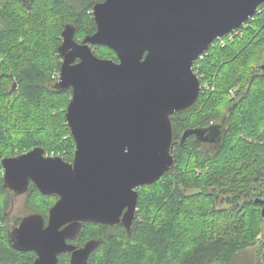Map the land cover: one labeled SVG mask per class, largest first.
Listing matches in <instances>:
<instances>
[{"label":"trees","instance_id":"16d2710c","mask_svg":"<svg viewBox=\"0 0 264 264\" xmlns=\"http://www.w3.org/2000/svg\"><path fill=\"white\" fill-rule=\"evenodd\" d=\"M101 1L0 0V160L35 146L72 157L74 140L65 118L71 88L55 87L53 74L61 65L57 47L67 23L75 26L78 41L95 31L92 8ZM237 29L240 37L223 46L215 40L196 62L199 97L170 116L174 163L138 189L130 231L122 224H83L75 241L100 239L86 264H234L237 252L255 240L259 221L264 234L261 204L255 202L264 198V68L258 67L264 54V2ZM93 52L117 60L106 46H94ZM237 84L241 87L232 96ZM224 113L217 142L193 135L180 142L185 129L204 128ZM5 192L0 164V264H31L33 252L18 251L7 241ZM55 198L32 185L26 205L46 218ZM57 264H69L68 253L60 254Z\"/></svg>","mask_w":264,"mask_h":264},{"label":"water","instance_id":"95a60500","mask_svg":"<svg viewBox=\"0 0 264 264\" xmlns=\"http://www.w3.org/2000/svg\"><path fill=\"white\" fill-rule=\"evenodd\" d=\"M263 2L104 0L92 8L93 33L78 41L75 26L65 24L55 87L71 88L65 118L73 159L46 156L41 146L1 158L3 186L19 194L32 180L42 194L58 196L46 221L32 213L9 231L10 246L35 253L31 264H57L62 253H69V264H86L100 239L81 246L67 241L84 223H120L129 232L138 189L174 163L171 114L194 105L201 92L193 61L251 19ZM98 45L114 51L117 60L97 56ZM219 131L220 125L187 128L180 142L188 135L216 142ZM255 202L264 217V198Z\"/></svg>","mask_w":264,"mask_h":264},{"label":"rangeland","instance_id":"374dc122","mask_svg":"<svg viewBox=\"0 0 264 264\" xmlns=\"http://www.w3.org/2000/svg\"><path fill=\"white\" fill-rule=\"evenodd\" d=\"M241 35H242V33L238 30V32L234 35V39L236 36L240 37ZM255 38L257 39V36ZM253 40L254 39H252V41ZM259 41H262V40L259 39ZM240 49H241V45L237 49V52ZM252 49H253L252 47L249 48V50H250L249 52H251V59H253L256 56L255 51H253ZM199 68H201V63L199 64ZM57 72H59V70H57ZM205 84L207 86H209L208 82H205ZM240 87H241L240 84H237L235 89L238 90ZM201 89H202V87H201ZM226 116H227V114H226ZM44 154L48 155V153H46V152H44ZM49 155H54V154H53V152H51ZM55 155L60 156L64 159V157L62 155H60V153L55 154ZM12 156H14V155H12ZM8 157H10V156H8ZM68 159H64V160L71 162L72 157L69 160ZM2 178H3V171H2ZM262 188L264 189V184H263ZM5 198H7V199H5L7 201V205L4 207L3 212L8 211V208H9V196L7 195V196H5ZM30 212H31V210L28 209L24 204V196L22 195V196L16 197L13 201L12 212L8 218L9 222H7L6 220L3 221V224H2L3 227L10 228V223L15 218H17V217L20 218V217H22V216H24ZM46 219H47V216H46ZM258 221H259L258 219H254V222H258ZM259 225H260V230L255 235V237H254L255 240H253L252 244L246 245V247H244L242 250L237 252V254L234 258V264H264V234L262 232L263 223H261L259 221ZM240 239H242V236H240Z\"/></svg>","mask_w":264,"mask_h":264},{"label":"flooded vegetation","instance_id":"af4514ba","mask_svg":"<svg viewBox=\"0 0 264 264\" xmlns=\"http://www.w3.org/2000/svg\"><path fill=\"white\" fill-rule=\"evenodd\" d=\"M80 41V40H79ZM262 61H261V63H259L258 64V67H260V68H264V54H263V58L261 59ZM77 61V60H76ZM236 89L235 88H233V89H230V94L233 96L234 95V91H235ZM225 117H226V114L224 113V116L223 117H221L222 119L220 120V121H218V122H214V123H211V124H209L208 126H206V127H204V128H214V127H216L217 125H220V131H219V135L217 136L218 137V140L221 138V136L223 135V132H224V129H225ZM222 126V127H221ZM209 131L207 130L206 131V133H208ZM194 137H196L195 135H193ZM216 137V138H217ZM216 138H214V140L216 139ZM217 140V141H218ZM216 141V142H217ZM211 143H214V142H211ZM74 152V151H73ZM16 155H18V154H16ZM16 155H14V156H16ZM44 155H46V154H44ZM46 156H57V155H46ZM11 157V156H10ZM72 159H73V153H72ZM72 161V160H71ZM3 171V170H2ZM33 185V187H35L38 191H39V189L37 188V186L32 182V180H29V183H28V187H27V189H26V191H24L23 193H19V194H16L15 192V190L14 189H12V188H8V187H5V186H3L4 188H5V193L9 196V208H8V211H5L4 213H3V220L5 221H7V222H9V220H8V218H9V215L11 214V212H12V209H13V201H14V199L16 198V197H19V196H24V204H25V206L27 207V205H26V195L28 194V192H29V189H30V186H32ZM39 193L40 194H42L40 191H39ZM42 195H44V194H42ZM56 198H55V200H54V202L58 199V196L57 195H54ZM53 202V203H54ZM28 208V207H27ZM50 208V207H49ZM29 209V208H28ZM31 210V209H30ZM49 210V209H48ZM32 213H37V212H34V211H32L31 210V212L30 213H28V214H26V215H24V216H22V217H17V218H15L11 223H10V228H8V231H7V234H6V237H7V241H8V233H9V231L14 227V226H17L18 224H19V222L22 220V218L23 217H25V216H27V215H29V214H32ZM47 217H48V213H47ZM43 218H44V216H43ZM45 219V221L47 220L46 218H44ZM120 224V223H119ZM97 225H103V224H97ZM77 237V236H76ZM75 237V238H76ZM75 238H73V239H67V241L68 242H70V243H73V244H76V245H78V246H81V245H83L87 240H89V239H92L93 237H90V238H88V239H86L85 241H83V242H80V243H78L77 241H75ZM95 239H99V238H95ZM95 250V249H94ZM93 250V251H94ZM92 251V252H93ZM27 252H31V251H27ZM91 252V253H92ZM90 253V254H91ZM34 255H35V253H34ZM36 256V255H35ZM35 256H34V258H35ZM90 256V255H89ZM89 258V257H88ZM70 259V255H69V253H68V260ZM34 260V259H33ZM33 262V261H32Z\"/></svg>","mask_w":264,"mask_h":264},{"label":"built area","instance_id":"2783aa9c","mask_svg":"<svg viewBox=\"0 0 264 264\" xmlns=\"http://www.w3.org/2000/svg\"><path fill=\"white\" fill-rule=\"evenodd\" d=\"M237 32H238V29L232 30L231 32H229V33L225 34L224 36L219 37V38H217V39H215V40L218 42V44H219L220 46H223V45H225V42H226V41H232V40L234 39V35H235ZM215 40H214L212 43H210L209 46H210V45H211V46L216 45ZM209 46H208V47H209ZM207 54H208V48H207L205 51H203L201 54H199L198 57L193 61V63H192V70H193V71H194V69H196V71H197V66H198V64H197L196 62H197L198 60L202 59V58H203L205 55H207ZM194 72H195V71H194ZM53 76H54V77H57L56 79H58V77H59V72H55V73L53 74ZM203 85H205V86H204L205 88H208V87H209V86H207L205 83H204Z\"/></svg>","mask_w":264,"mask_h":264}]
</instances>
